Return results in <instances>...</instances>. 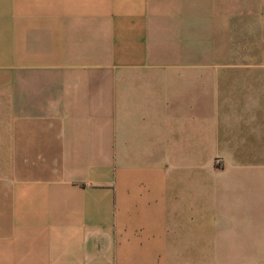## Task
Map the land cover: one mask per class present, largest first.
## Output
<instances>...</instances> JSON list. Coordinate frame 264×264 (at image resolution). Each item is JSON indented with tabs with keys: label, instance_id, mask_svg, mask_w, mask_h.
Listing matches in <instances>:
<instances>
[{
	"label": "crops",
	"instance_id": "obj_1",
	"mask_svg": "<svg viewBox=\"0 0 264 264\" xmlns=\"http://www.w3.org/2000/svg\"><path fill=\"white\" fill-rule=\"evenodd\" d=\"M243 30L264 0H0V264H264Z\"/></svg>",
	"mask_w": 264,
	"mask_h": 264
},
{
	"label": "rangeland",
	"instance_id": "obj_2",
	"mask_svg": "<svg viewBox=\"0 0 264 264\" xmlns=\"http://www.w3.org/2000/svg\"><path fill=\"white\" fill-rule=\"evenodd\" d=\"M234 32V31H233ZM244 36H243V40H242V47L240 46H234L232 45L231 47V51L232 53H235L237 51H241L244 54H264V42L263 44H261V38L259 36L260 39V43L256 40V39H252L255 38L254 36H251V30H243ZM261 31H259V35H260ZM263 36V35H262Z\"/></svg>",
	"mask_w": 264,
	"mask_h": 264
}]
</instances>
